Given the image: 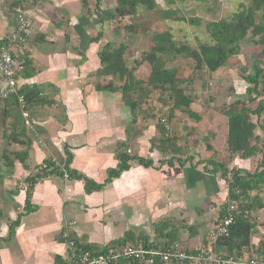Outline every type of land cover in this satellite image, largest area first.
Masks as SVG:
<instances>
[{
    "label": "crops",
    "instance_id": "crops-1",
    "mask_svg": "<svg viewBox=\"0 0 264 264\" xmlns=\"http://www.w3.org/2000/svg\"><path fill=\"white\" fill-rule=\"evenodd\" d=\"M151 2L152 8L139 2L135 11L128 13L125 7L119 14L117 0H0V43L9 41L18 11L33 26L24 43L11 42L18 92L28 102V123L20 114L16 94L0 97V237L20 217L11 239L0 241V264H73L68 244L60 239L62 232L98 250L117 245L112 242L130 232L154 247L227 253L207 233L213 226L211 213L215 212V220L220 216L230 188L219 172L197 163L207 159L186 152L182 138L173 141L175 149L161 141L169 137L162 133L160 112H155L161 99L146 85L151 64L145 54L154 46V35L170 32L166 23L173 22L171 6L182 8L188 0ZM145 21H151L150 28H141ZM107 43L111 49L125 46V64L143 82H135L130 91L138 102L134 110L125 103L121 89L126 77L100 72L99 54ZM174 56L161 57L166 61ZM193 114L204 119L214 112ZM210 142L215 156L211 136ZM121 155L132 158L128 168L107 180ZM261 157L235 155L231 168L247 170ZM46 160L61 166L66 162L73 176L53 173L38 179L30 189L26 211L25 179ZM85 178L101 188L87 192ZM188 213L190 221L181 228L173 216ZM254 214L260 220L264 207L250 212ZM161 220L169 228L162 233L172 236L155 232ZM254 223L249 243L241 248L248 255L256 253L264 240V226Z\"/></svg>",
    "mask_w": 264,
    "mask_h": 264
},
{
    "label": "trees",
    "instance_id": "trees-1",
    "mask_svg": "<svg viewBox=\"0 0 264 264\" xmlns=\"http://www.w3.org/2000/svg\"><path fill=\"white\" fill-rule=\"evenodd\" d=\"M247 4H241L239 9L235 11L231 16L227 18H221L217 21H211L208 24V30L211 33L212 43H200L197 47H191L184 43H179L173 39L170 32H163L154 35V46L145 54V59L151 64V72L146 80V85L153 89L173 90L175 93H181V90L174 88L177 81L176 70L173 68H167L165 61L162 60L164 53L168 55L182 56L193 61V68L196 71L207 70L213 72L225 65L228 58L239 52V47L236 44L248 36L249 31L254 35H261L258 43L263 45L261 54L262 58L253 57L250 71L243 75L244 81L248 84L246 91L249 94L258 93L260 87H264V0H246ZM139 2L143 3L146 8H152L153 2L151 0H117L116 12L119 14L125 13V7L129 8L128 13L135 11ZM260 16V20H255V15ZM111 44L107 43L100 51L101 60V73L118 74L119 76L126 77L125 84L122 86L123 96L125 103L128 104L132 110H134L138 102L130 97V91L136 84L143 83L141 80L135 79L133 75L134 68H127L123 55L125 46L120 44L118 47L111 49ZM263 108V104L259 101L254 113H259ZM249 113L250 110L246 106H241L239 110H232L226 113L227 115V133H226V148L233 155H239L240 158L247 159L254 157L258 154L259 147L256 142H253L255 124L252 122ZM191 116L197 117V115L190 113ZM260 129L264 132V119L261 121ZM162 133L165 135V130L162 127ZM163 143L170 142L175 149L173 140L169 137H165L161 140ZM264 159V154L262 156ZM132 160L131 157L121 155L120 163L116 169L109 170V180L112 176H117L119 173L128 168V162ZM138 161L143 162V158H137ZM205 163L203 166L205 170L217 173L222 179H225L229 188L230 194L227 196V200L221 206V214L224 215L226 208L229 204L233 203L238 205L234 209V221L229 226V233L227 236L216 238V242L226 247L227 253L240 255L242 246L249 243V238L255 227V221L250 216V212L255 209L264 207V200L260 198L257 191L264 187V165L257 166L254 171L243 170L239 168L228 169V167L219 160H199L197 163ZM145 165H149V160L143 162ZM206 165H210L211 168H206ZM64 171L67 172L69 178L73 175V172L69 171V168L65 162L63 165ZM56 174L63 176V172L60 170V165L54 163L51 160H46L44 166L38 167L37 172L25 179L28 182L27 195L25 199L26 211H29V192L32 186L40 178L47 177L50 174ZM230 173V177L228 174ZM78 177V176H77ZM79 178V177H78ZM101 188V185L85 178V190L91 192ZM252 191H256L252 194ZM17 217L14 221L9 223L8 234L5 237H0V241H9L14 233V228L19 222ZM163 226L155 224V232L159 236L167 235L172 236V233H162ZM61 234V240L68 244L73 241L77 247V252L83 250H90L91 252H100L105 249L98 250L90 245H82L70 237L68 234L63 236ZM127 241L137 242L133 234L126 232L121 240L112 242V244L126 243ZM133 243V242H132ZM144 246H151L147 243V239L143 242ZM165 246V245H164ZM258 246V253L260 251ZM70 249V248H69ZM253 255V254H251ZM57 258V262H58ZM112 264H143L137 261L118 260ZM155 264H159L158 261Z\"/></svg>",
    "mask_w": 264,
    "mask_h": 264
},
{
    "label": "rangeland",
    "instance_id": "rangeland-1",
    "mask_svg": "<svg viewBox=\"0 0 264 264\" xmlns=\"http://www.w3.org/2000/svg\"><path fill=\"white\" fill-rule=\"evenodd\" d=\"M243 3L247 4L248 2L246 0H188L187 4L182 5V8H178L176 5L171 6L172 13L169 16L173 22L166 24L173 39L179 43L191 47H197L200 43H212L208 24L211 21L231 16ZM255 20H260L258 14L255 15ZM126 22L124 21V23ZM150 25L151 21H145L142 23L141 28L148 29ZM260 38L261 35H254L249 31L248 36L236 44L239 47V52L231 55L225 65L213 72L207 70L196 71L192 67L193 61L182 56L169 57L165 61L167 68L176 70V78L179 81L176 82L174 88L181 90V93H175L173 90L161 91L156 89L157 99H161V101H159L160 104L155 112H160L159 116L168 122L170 129L166 134L169 135V138L173 141L176 140V137L182 138L186 152L193 157L197 156L198 159H212L211 157H215V160H219L231 168L235 155L231 154L226 148V113L239 110L241 106H246L251 111L249 115L255 124L253 142H256L259 147L258 155L263 156L264 132L260 129V125L262 119H264V87H260L258 93L249 94L246 91L248 84L243 79V75L250 71L253 57L262 58L263 45L258 43ZM259 101L263 104V108L257 114L254 113V109ZM173 112H175V118L172 116ZM193 112H203V114L214 112V114L208 115L204 119L200 116L199 119L189 114ZM179 127H181L180 133ZM206 131L212 133H205ZM210 136L215 139V156L211 153ZM236 156L240 158L239 155ZM256 156L252 158L256 159ZM240 162L242 161L238 160V166H241ZM261 164L264 165L262 157L257 163H252V166H249L247 170L253 171L254 166L257 167ZM235 168L238 167L233 166L231 169ZM230 176L229 173L228 177ZM255 192L252 191L251 193L254 194ZM257 192L260 198L264 200V187ZM235 205L239 210L240 208L236 202ZM255 214L251 216L252 219L264 226V215L261 214L259 220ZM219 215L216 220L215 212L210 215L214 217L211 220L213 226L207 233L210 237L212 236L211 230L223 216L221 211ZM173 218L183 228L188 223L187 221H190L191 216L188 213L185 217L173 216ZM159 223L164 226L162 220ZM167 229L169 230L168 227L162 228L163 232ZM177 230L179 233V229Z\"/></svg>",
    "mask_w": 264,
    "mask_h": 264
},
{
    "label": "built area",
    "instance_id": "built-area-1",
    "mask_svg": "<svg viewBox=\"0 0 264 264\" xmlns=\"http://www.w3.org/2000/svg\"><path fill=\"white\" fill-rule=\"evenodd\" d=\"M16 25L8 34L9 41L0 43V79L3 82L0 88V97L6 98L10 94H16L17 104L22 118L28 123V102L23 93L18 92V84L15 78L17 73V62L12 54L11 42L24 43L32 32V22L25 13L18 11L16 14ZM160 123L167 133L170 129L168 122L160 118ZM129 151V150H128ZM63 177L67 178V172L60 165ZM236 205L229 204L219 223L211 230L214 238L227 236L229 226L234 221V209ZM67 233L63 236L66 237ZM69 248L73 256V264H112L118 260L137 261L143 264H264V240L260 251L253 255L242 253L217 254L209 249H200L194 253H187L177 245L163 247L144 246L139 240L137 242H126L117 245L106 246L103 251L91 252L83 250L77 252L73 241L69 242Z\"/></svg>",
    "mask_w": 264,
    "mask_h": 264
}]
</instances>
